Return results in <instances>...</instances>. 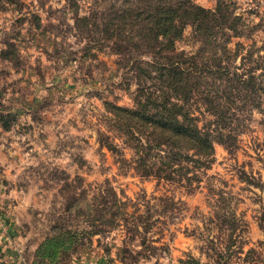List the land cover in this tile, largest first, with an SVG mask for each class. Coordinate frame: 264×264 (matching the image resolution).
<instances>
[{
  "label": "rangeland",
  "instance_id": "rangeland-1",
  "mask_svg": "<svg viewBox=\"0 0 264 264\" xmlns=\"http://www.w3.org/2000/svg\"><path fill=\"white\" fill-rule=\"evenodd\" d=\"M193 1L226 6L237 31L219 38L264 57V0ZM107 6L0 0V264H264V111L227 99L208 116L207 181L146 172L105 107H134L137 89L133 59L92 18ZM193 30L180 51L198 49Z\"/></svg>",
  "mask_w": 264,
  "mask_h": 264
},
{
  "label": "trees",
  "instance_id": "trees-1",
  "mask_svg": "<svg viewBox=\"0 0 264 264\" xmlns=\"http://www.w3.org/2000/svg\"><path fill=\"white\" fill-rule=\"evenodd\" d=\"M103 1L108 6L92 18L102 20L113 50L133 59L137 85L134 107L105 104L113 131L157 178L190 185L207 181L216 151L213 126L224 101L264 111V57L255 60L252 50L241 52L243 43L230 48V37L219 38L220 32L237 31L226 6L214 12L193 0ZM189 26L200 44L194 53L177 46ZM118 200L115 194L114 204ZM102 205L101 212L112 208Z\"/></svg>",
  "mask_w": 264,
  "mask_h": 264
},
{
  "label": "crops",
  "instance_id": "crops-1",
  "mask_svg": "<svg viewBox=\"0 0 264 264\" xmlns=\"http://www.w3.org/2000/svg\"><path fill=\"white\" fill-rule=\"evenodd\" d=\"M1 232V231H0ZM7 240H9V238H7L6 236H4L2 233H0V254L5 250V248L7 247ZM2 261V260H0Z\"/></svg>",
  "mask_w": 264,
  "mask_h": 264
}]
</instances>
